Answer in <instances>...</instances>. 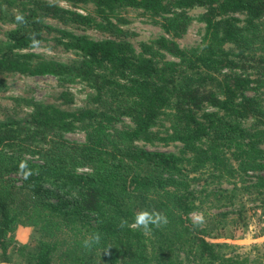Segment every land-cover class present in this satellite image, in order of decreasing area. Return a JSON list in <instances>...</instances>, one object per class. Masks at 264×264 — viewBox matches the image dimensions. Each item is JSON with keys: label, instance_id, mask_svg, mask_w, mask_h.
Segmentation results:
<instances>
[{"label": "trees", "instance_id": "trees-1", "mask_svg": "<svg viewBox=\"0 0 264 264\" xmlns=\"http://www.w3.org/2000/svg\"><path fill=\"white\" fill-rule=\"evenodd\" d=\"M126 8L162 29L139 51L126 40L69 29L124 37ZM195 8H203L202 37L183 48L178 38ZM2 24L12 28L0 39V89L4 74L50 75L66 105L71 84L90 93L75 109L13 97L30 111L0 118V264H90L92 249L107 264H264L215 240L228 229L241 236L243 226L227 217L244 196L264 199V0H0V32ZM46 35L75 58L61 63L32 52ZM75 130L86 142L65 140ZM158 140L180 142L182 150L145 147ZM55 189L71 199L61 203L67 221L96 222L91 235L60 246L42 227L34 250L15 244L18 225L55 221L45 212ZM207 208L217 211L213 217ZM144 211L163 222L136 225ZM194 211L203 218L192 220Z\"/></svg>", "mask_w": 264, "mask_h": 264}, {"label": "rangeland", "instance_id": "rangeland-1", "mask_svg": "<svg viewBox=\"0 0 264 264\" xmlns=\"http://www.w3.org/2000/svg\"><path fill=\"white\" fill-rule=\"evenodd\" d=\"M62 7L71 8L69 3L64 1L58 2ZM90 8V7H89ZM79 12H86L84 8H78ZM203 12V8H195L191 11L194 21L189 27L188 31L178 38V42L181 47L187 48L197 45L202 37L204 24L198 20V16ZM121 14L126 19V24L121 25L122 29H127L128 33L124 37H117L95 29H74L69 27L70 30L77 34H85L89 38L94 40L101 39H114V40H126L129 41L136 51L140 50V43L142 41H148L152 38H156L162 34V29L158 23L152 20L143 13L140 9L126 8L121 10ZM51 24L57 25L53 20L49 21ZM2 31L0 32V39L6 40V32L12 28L10 24H2ZM52 35H46L45 40L36 45L32 49V52L37 53L42 58L48 60H54L61 63H69L75 57L71 53H67L61 50L59 46H54ZM5 87L0 89V118L5 116H11L14 118H23L30 111V107L24 103L16 104L13 101V97L22 99H33L36 102L44 104H56L62 108L75 109L83 107L87 100V96L90 93V88L84 83H74L69 86V91L72 93V102L70 105H66L63 99L59 97L62 92V88L53 76H36L28 77L18 74H4L1 76ZM262 96L264 97V89L262 90ZM248 125V124H247ZM161 135L167 136L164 133ZM64 138L66 141L80 144L86 142L85 133L81 130H75L74 132L65 133ZM145 147L152 151H163L169 153H180L182 150V144L177 141L170 140H158L154 144H147ZM264 147V145H263ZM21 159L36 162L35 158L21 157ZM251 175L253 173H250ZM10 176L15 179L18 185L23 184V178L20 173L10 172ZM45 185H48L45 182ZM216 187H228V184H213ZM55 189L54 196L49 198L52 206L58 205V208L50 209L45 212L51 214V218L55 221H44L40 218L37 224L26 226L18 225L15 231L12 233L15 244L26 246L30 250H34L40 239V231L42 227L52 231L54 233V239L57 240L61 246V243L74 241L80 237L91 235V225H95V221H77V219H69V215L61 210L65 202L70 205L71 199H65V195ZM242 205H238L236 212L231 209V215L227 217H235L239 226H243V231L240 237H231L233 231L228 229L226 231L227 236L215 239L221 242H228L237 244L238 251L241 255L257 257L259 261L264 263V199L262 197L249 194L243 197ZM209 209V208H207ZM229 208H225L223 211H227ZM217 212L215 209H209L208 213ZM210 214V213H209ZM203 212L194 211L191 213L190 218L194 221L202 219ZM232 227V226H231ZM238 233V230L237 232ZM91 257L90 264H107L105 260L99 258L98 250L92 249L88 252ZM262 257V258H261Z\"/></svg>", "mask_w": 264, "mask_h": 264}, {"label": "clouds", "instance_id": "clouds-1", "mask_svg": "<svg viewBox=\"0 0 264 264\" xmlns=\"http://www.w3.org/2000/svg\"><path fill=\"white\" fill-rule=\"evenodd\" d=\"M158 221L163 222V217L159 216L156 213H149L146 211L139 213L135 217V224L141 226L144 229H147L149 225L156 224Z\"/></svg>", "mask_w": 264, "mask_h": 264}]
</instances>
